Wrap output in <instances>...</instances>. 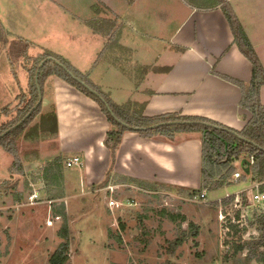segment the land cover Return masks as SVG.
I'll return each mask as SVG.
<instances>
[{"label":"rangeland","instance_id":"obj_1","mask_svg":"<svg viewBox=\"0 0 264 264\" xmlns=\"http://www.w3.org/2000/svg\"><path fill=\"white\" fill-rule=\"evenodd\" d=\"M136 2L0 0V128L22 120L21 112L28 109L32 99L29 69L35 68V58L47 52L61 57L74 68L72 63L80 66L89 56L93 57L84 67L85 71L76 69L89 75L91 82L111 101L120 104L130 99L139 101L142 96L123 74L124 65L126 69L131 68L128 64L131 55L111 48L106 59L95 65L107 42L94 37L92 30L82 22L95 17L93 5H101L117 10L119 15L134 22L135 31L126 28L119 43L127 40L143 46L148 28L149 34L162 37L173 31L175 22L164 27L149 24L154 10L149 9V0ZM157 2L163 12L156 13L155 19L167 13L173 16L172 12H167L172 8L176 11L173 21L180 18L182 13L178 11L183 5L180 0ZM194 4L208 3L195 0ZM103 15L108 22L113 19L110 13ZM93 49L101 51L94 54ZM144 50L140 51L142 56ZM156 57L155 53L151 60ZM117 61L122 66L117 67ZM52 111L56 113L55 106L44 108L42 103L37 116L16 139L23 172L13 168L15 158L0 146V264H48L63 242L59 237L64 222L62 213L67 215L70 228L69 264H250L245 254L241 255V261L227 256L230 247L226 245L227 231L218 220V202L227 195L246 191L252 203L255 183L232 181L228 169H223L216 179H226L224 186L204 189L207 198L193 202L186 189L161 184L141 188L130 180L122 181L123 176L114 172L110 151L108 168L102 169L94 161L89 163L90 183L84 178V165L67 168L69 156L63 157L59 173L61 186L45 181L42 170L60 155L56 142L59 138L57 113V133L53 134L49 121L45 127L48 135L42 136V118ZM234 167L237 171L240 162ZM104 173L105 178L99 181ZM143 182L149 184V181ZM34 194L38 199L33 204L30 197ZM112 199L134 204L112 209L109 206ZM251 203H248L249 214L253 213ZM49 219L54 221L53 227L47 226ZM247 229L244 240L258 236L250 222ZM194 231L198 232L196 238L192 236Z\"/></svg>","mask_w":264,"mask_h":264},{"label":"crops","instance_id":"obj_2","mask_svg":"<svg viewBox=\"0 0 264 264\" xmlns=\"http://www.w3.org/2000/svg\"><path fill=\"white\" fill-rule=\"evenodd\" d=\"M157 1L149 0V9H154L153 19L149 24L164 27L175 22L173 31L162 37L149 34L148 28L145 34L146 44L143 46L127 40L119 45L129 50L130 67L137 64L169 70L153 71L144 78L133 74L128 76L123 72L142 98L139 101L130 99L122 104L112 101L120 106L129 103L143 105L145 117L170 113L203 117L242 131L251 119L250 112L240 105L242 90L221 76L250 84L253 66L235 44L233 31L222 6H191L180 0L183 5L179 6L178 13H182L179 19L173 21L176 11L172 8L167 9V12H172L173 16L167 13L157 20L156 13L163 12ZM227 2L235 11L264 66V0ZM109 10L124 24L119 36V42H122L126 28L135 31L134 22L119 15L117 10ZM93 19L107 17L101 14L95 15ZM94 37L107 42V38L101 35ZM143 50L144 56L140 53ZM99 51L101 50L93 49L94 54ZM155 53L157 57L151 60ZM92 59L89 56L80 66L72 64L78 70L85 71L84 67ZM141 81L143 82L138 85ZM261 101L264 104V86L261 89ZM49 105L56 108L59 123V138L56 142L59 144L60 155L69 156V160L76 156L82 157L84 178L90 183L88 168L91 161L102 169L108 168L110 153L104 140L111 125L96 102L57 76L50 77L44 83L43 106L47 108ZM114 172L153 184L199 190L202 187L201 136L197 133H183L177 134L174 141H169L164 137L143 138L138 133L126 132L116 153ZM105 175L104 173L99 181Z\"/></svg>","mask_w":264,"mask_h":264},{"label":"trees","instance_id":"obj_3","mask_svg":"<svg viewBox=\"0 0 264 264\" xmlns=\"http://www.w3.org/2000/svg\"><path fill=\"white\" fill-rule=\"evenodd\" d=\"M126 1L128 3L134 2V0ZM189 1H191V3H189L191 6L196 5L194 4L195 0ZM202 1H204L205 4L208 3L204 5L207 8H211L209 6H222L221 8L233 31L235 44L253 66V78L250 84L221 76V78L238 86L242 90L243 96L240 105L251 114V119L242 131L231 129L216 121L203 117L181 116L175 113L158 117H145L143 116V105L129 103L120 106L115 104L105 96L98 86L91 82L89 75L81 73L69 62L50 52L44 53L42 56H39V58H35V68L33 70L29 69L30 79L32 80V99L28 109L24 113L21 112L20 118L24 120L27 115L38 106L39 91L37 89L36 79L38 78L43 93L45 81L50 77L57 76L79 92L93 99L105 115L111 125V129L106 134L104 145L111 152L112 165H115L116 153L126 132L138 133L143 138L164 137L169 141H174L177 134L197 133L200 134L202 140V188L199 190H189L191 197L200 195L201 191L204 189L213 190L224 186L226 179H216L221 171L223 169H228L229 177H231L236 172L234 164L239 162L242 158L251 157L255 160L254 165L251 166V175H243L241 180H250L253 183L259 184L263 183V185L260 186V190L264 192V104L261 101V89L264 86V66L235 11L227 0ZM93 7L95 15L105 13L112 14L106 6L103 8L101 5H94ZM112 17L113 19L109 22L107 19L83 21V23L93 31L94 35H101L107 38V45L99 54L95 65L102 63L106 59V54H108L111 48H113V50L118 49L122 54L125 52L130 55L129 50L123 49V47L119 45V33L124 28V24L117 16L113 15ZM52 58L56 61L52 60ZM43 62L44 65L39 71L40 65ZM57 62L61 65H58ZM117 64V67H120V65L122 66L119 61H117ZM123 67H125L123 71L126 72L128 76L133 74L138 78H144L146 74L153 71L167 72L169 70V68H158L156 66H142L137 64L131 67L133 70H131V68L126 69L125 65ZM90 89L95 91L96 94L92 93ZM41 105H39L34 113L18 128H16V125L22 120L0 128V146L15 158L13 168L19 170V172H23V166L17 153L16 139L22 134L29 122L37 116ZM49 121L52 122L55 130H53V134L57 133L56 113L52 111L47 117L44 116L42 118L43 125L41 128H43V137L48 135V130H46L45 127L46 124L49 125ZM118 121L126 124L127 127ZM63 157L64 156L60 155L55 158L54 161L50 162V164L42 170L43 179L45 181L50 180L49 182H55L61 186L59 182V173L62 170ZM121 180H130V183L133 185L138 184L141 188L148 187L147 185H149V187L153 185V183L149 182L148 184L135 178L128 179L127 177H122ZM103 185L107 186L106 183ZM62 217L64 222L59 230V237L63 242L51 256L48 264H69L70 262V228L67 215L62 213ZM249 222L250 226L257 231L258 236L252 237L251 240L246 241L243 235L247 233V227L243 229H239L237 226L231 227V231L235 234V239L229 240L231 232L227 233L226 245L230 247L227 256L241 261V255L245 254L246 261L250 262V264H264V213H255ZM192 236L194 238L198 237V232L194 231Z\"/></svg>","mask_w":264,"mask_h":264},{"label":"built area","instance_id":"obj_4","mask_svg":"<svg viewBox=\"0 0 264 264\" xmlns=\"http://www.w3.org/2000/svg\"><path fill=\"white\" fill-rule=\"evenodd\" d=\"M251 162V166L254 165L255 160L253 157L248 158ZM83 161L80 157L76 156L67 161V168L71 169L74 167L82 166ZM244 175L241 169L237 170L233 176L232 181H239L242 179ZM261 184L255 183L252 187L254 188V193L252 195V203L249 200L247 192L237 193L235 195H227L224 199L220 200L219 203V214L218 220L222 224L223 228L227 231V233L231 232V237L229 240L235 239V234L231 231V227L237 226L239 229H243L247 227L248 222L253 218L255 213L263 214L264 213V192L260 190ZM111 192L114 191L112 187L109 188ZM207 198L206 191H203L200 195H195L192 197L193 202H202ZM38 199L37 195L34 194L30 197L31 202L34 204ZM251 203L253 208V213L249 214L248 212V203ZM134 204L131 201H117L112 199L109 202V206L112 209H122L124 206H130ZM48 227L54 226V221L49 219L47 222ZM226 233V237H227Z\"/></svg>","mask_w":264,"mask_h":264},{"label":"water","instance_id":"obj_5","mask_svg":"<svg viewBox=\"0 0 264 264\" xmlns=\"http://www.w3.org/2000/svg\"><path fill=\"white\" fill-rule=\"evenodd\" d=\"M58 65H61L59 62H57ZM44 65V62L40 65V68H39V71L40 69L42 68V66ZM77 79V78H76ZM36 83H37V89L39 91V103H38V106L41 105L43 103V93H42V88L41 86L39 85V81H38V78L36 80ZM90 91L94 94H96L95 91H93L92 89H90ZM38 106H36L28 115L27 117L22 120L18 125H16V128H18L20 125L23 124V122L28 119L33 113L34 111L38 108ZM111 114H112V111L110 110ZM120 122V121H118ZM121 123V122H120ZM122 125H124L125 127H127L126 124L124 123H121ZM154 128V127H153ZM240 169L243 171L244 175L246 176H250L251 175V162L249 161L248 158H242L240 160Z\"/></svg>","mask_w":264,"mask_h":264}]
</instances>
